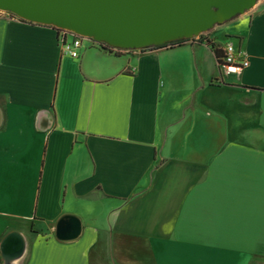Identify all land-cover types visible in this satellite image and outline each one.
I'll return each instance as SVG.
<instances>
[{
	"label": "crops",
	"instance_id": "obj_1",
	"mask_svg": "<svg viewBox=\"0 0 264 264\" xmlns=\"http://www.w3.org/2000/svg\"><path fill=\"white\" fill-rule=\"evenodd\" d=\"M224 25L239 74L0 13V264H264V0Z\"/></svg>",
	"mask_w": 264,
	"mask_h": 264
},
{
	"label": "water",
	"instance_id": "obj_2",
	"mask_svg": "<svg viewBox=\"0 0 264 264\" xmlns=\"http://www.w3.org/2000/svg\"><path fill=\"white\" fill-rule=\"evenodd\" d=\"M255 2L256 0H0V11L11 13L26 22L68 30L111 48L133 50L147 47L148 44L154 45L148 49L162 48L179 39H188L212 29L215 12H234V17ZM190 32L192 33L186 35Z\"/></svg>",
	"mask_w": 264,
	"mask_h": 264
},
{
	"label": "built area",
	"instance_id": "obj_3",
	"mask_svg": "<svg viewBox=\"0 0 264 264\" xmlns=\"http://www.w3.org/2000/svg\"><path fill=\"white\" fill-rule=\"evenodd\" d=\"M0 13H6V12L0 11ZM57 30L62 34L60 40V47L62 52L69 55L71 58L78 57V50L81 48L82 43L84 41L91 42L97 45H105L103 43L95 42L89 38L83 37L81 35H78L74 32L65 29H57ZM111 49L113 51L118 50L115 48H111ZM222 51H223V57L221 63L219 64V68L226 75L239 74L244 68L247 67V61L243 57H241L240 53L235 52L232 44L230 43L226 44Z\"/></svg>",
	"mask_w": 264,
	"mask_h": 264
},
{
	"label": "rangeland",
	"instance_id": "obj_4",
	"mask_svg": "<svg viewBox=\"0 0 264 264\" xmlns=\"http://www.w3.org/2000/svg\"><path fill=\"white\" fill-rule=\"evenodd\" d=\"M259 0H256V2L250 7V8H248V9H246V10H244L242 13H240V14H237V15H235L231 20H229V21H232V20H234V19H236V18H238L239 16H241V15H243L244 13H246V12H249V11H251L253 8H254V6L256 5V3L258 2ZM229 21H226V22H229ZM233 23H230V24H228V26H230V25H232ZM226 25H224L223 27H217V25H214L213 26V28L212 29H210V30H213L212 31V34H214V36L216 37V38H218L220 41H222V42H233V43H235L236 44V40H234L233 38H231L230 40L228 39V38H226V36H225V34H224V32H225V30H226ZM210 30H207V31H204V32H201V33H198V34H196L195 36H191L190 38H188V39H179V41H182V40H197V39H199L200 37H206V34L210 31ZM171 42H174V41H171ZM177 42V41H176ZM169 43V42H168ZM145 46V45H144ZM151 46H154V45H149L148 44V46L147 47H139V48H137V49H133V50H131V49H127V50H121L122 52L123 51H139V50H142V49H148L149 47H151Z\"/></svg>",
	"mask_w": 264,
	"mask_h": 264
},
{
	"label": "trees",
	"instance_id": "obj_5",
	"mask_svg": "<svg viewBox=\"0 0 264 264\" xmlns=\"http://www.w3.org/2000/svg\"><path fill=\"white\" fill-rule=\"evenodd\" d=\"M8 15H10V17H12L13 19H17V20L23 21V20L19 19L18 17H16L15 15L11 14V13H8ZM187 43H189V44H193V43L203 44V43H205L206 45H208L214 51V54L216 55V57L218 59V63L219 64L221 63L220 62L221 56H220V50H219V48H217L213 43H211L208 39H206V37H200L197 40L177 41V42H174V43H172L170 45L162 46V48H173V47L185 45ZM99 47L102 48V49H105V50H109V51L112 50L111 48H109V47H107L105 45H99ZM150 49H158V48H154L153 47V48H150ZM143 51H145V50H141V52H143ZM115 52L116 53H120L121 50H115Z\"/></svg>",
	"mask_w": 264,
	"mask_h": 264
},
{
	"label": "bare ground",
	"instance_id": "obj_6",
	"mask_svg": "<svg viewBox=\"0 0 264 264\" xmlns=\"http://www.w3.org/2000/svg\"><path fill=\"white\" fill-rule=\"evenodd\" d=\"M242 9H239V11ZM234 12H222V11H217L214 13L213 21H212V26L216 24H222L226 21H229L233 17ZM187 33L186 35L191 34Z\"/></svg>",
	"mask_w": 264,
	"mask_h": 264
}]
</instances>
